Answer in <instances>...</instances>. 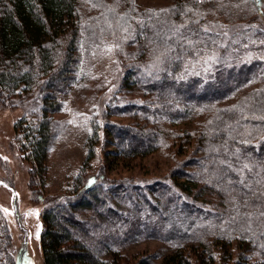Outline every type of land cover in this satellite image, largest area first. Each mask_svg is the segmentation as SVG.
Instances as JSON below:
<instances>
[{
	"label": "trees",
	"instance_id": "obj_1",
	"mask_svg": "<svg viewBox=\"0 0 264 264\" xmlns=\"http://www.w3.org/2000/svg\"><path fill=\"white\" fill-rule=\"evenodd\" d=\"M110 46L117 87L91 116L73 189L42 209L44 263L127 264L130 246L156 239L173 251L130 264H264V0H0V101L40 104L14 125L34 193L63 131L52 114ZM167 145L177 162L163 179L107 175L112 155ZM0 264H17L1 210Z\"/></svg>",
	"mask_w": 264,
	"mask_h": 264
},
{
	"label": "rangeland",
	"instance_id": "obj_2",
	"mask_svg": "<svg viewBox=\"0 0 264 264\" xmlns=\"http://www.w3.org/2000/svg\"><path fill=\"white\" fill-rule=\"evenodd\" d=\"M176 0H136L140 8H159L171 5ZM111 46L91 56L93 72L83 74L64 97V107L52 116L60 120L63 131L49 153L47 160L46 187L43 194L34 193L30 184V163L19 151L14 130L16 121L26 113L39 110L36 97L22 98L15 95L0 101V210L5 217L11 238L12 251L17 264H45L41 246L43 230L42 209L51 197L71 192L73 181L86 157V139L91 131V116L100 114L104 104L115 92L119 64ZM107 84V87H104ZM113 121L127 122L125 118L112 117ZM190 121L173 124L177 131L190 129ZM190 126V127H188ZM175 146L167 145L158 152L133 161H119L110 157L107 175L115 179L152 180L166 175L177 162ZM102 158L103 152H101ZM101 157L92 161L86 175L95 172L103 161ZM105 158V157H104ZM173 248L160 240H141L126 250L130 264L137 256H148ZM161 258L157 264H160ZM196 264V263H195Z\"/></svg>",
	"mask_w": 264,
	"mask_h": 264
}]
</instances>
